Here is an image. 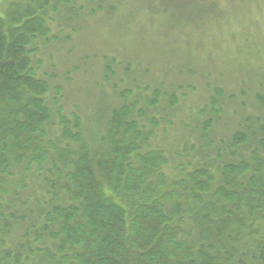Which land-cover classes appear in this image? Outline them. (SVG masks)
<instances>
[{"label":"trees","instance_id":"16d2710c","mask_svg":"<svg viewBox=\"0 0 264 264\" xmlns=\"http://www.w3.org/2000/svg\"><path fill=\"white\" fill-rule=\"evenodd\" d=\"M148 1L154 13L158 0ZM123 4L15 0L0 15V264H264V120L236 115L241 121L229 137L212 140L226 118L220 88L209 97L212 115L203 122L205 143L198 148L208 162L172 180L165 171V150L151 143L159 125L152 115L165 100L174 109L180 99L174 90L162 89L165 83L157 77L151 93L146 92L152 85L142 90L135 77L132 87L113 83L116 100L108 111L107 101L114 96L102 90L92 114L98 135L63 107L55 121L48 101L52 84L38 76L34 60L40 38L58 40L50 37L51 12L59 16V29L69 28L68 37L75 34L79 42L88 19L95 26L115 18L121 31L124 25L122 39H129L133 15L120 12ZM167 27L171 33L163 29L152 43L161 45L165 33L169 50L153 56L151 68L141 62L144 58L120 53L129 62L127 75L165 73L167 58L191 72L203 68L183 53L182 38H175L183 28ZM209 27L210 21L194 35L202 38ZM135 60L142 70L130 69ZM114 62V57L106 62L107 80L115 76ZM252 82L262 89L258 99L264 109V79ZM134 89L144 104L131 98ZM57 91L62 95L64 89ZM56 125L59 131L53 132Z\"/></svg>","mask_w":264,"mask_h":264},{"label":"rangeland","instance_id":"374dc122","mask_svg":"<svg viewBox=\"0 0 264 264\" xmlns=\"http://www.w3.org/2000/svg\"><path fill=\"white\" fill-rule=\"evenodd\" d=\"M12 1L15 0H0V15L5 14ZM123 1L120 12L132 11L133 15V23L130 22L129 29H126L129 39H122L124 25L121 31L115 18L103 19L95 26L93 21L88 19L84 23L86 25H82L79 42L75 34L72 38L68 37L72 34L69 28L66 31L59 29V24L55 21L59 16L51 12L54 20H49L52 32L50 37L56 35L58 40L52 38L50 43H46L47 39L40 38L34 45L39 49L34 55L35 69L38 76L50 79L52 84L53 91L49 94L48 101L55 121L58 122V111L63 107L62 111L68 116L79 114L84 122H88L87 127L92 129L94 134H97L95 128L98 125L96 120L92 119V114L100 101L102 90L114 96L107 101L108 111L116 100L113 83L120 88L132 87V78L135 77L137 82L142 84V90L146 83H150L152 86L146 93H151L152 87L156 85L152 80L157 77L164 81L162 89L174 90L180 102L174 109H170L165 100L153 111L152 116L158 119L159 125L155 127L156 133L152 136L151 143L153 147L165 150L169 158L165 171L169 179H176L182 176L184 171L192 170L195 165L208 162L198 152V148L205 143L203 122L212 115L209 97L212 94L216 96L217 88L223 93L221 108H224L222 114L223 117L226 115V118L218 124L217 138L216 132H211L212 140L229 137L241 121V117L236 115L260 117L264 120V109L258 99L262 89L252 82L259 78L264 79V0H181V4L170 5L169 0H158L157 8L153 7L154 13L147 7L151 5L148 0ZM103 15L98 18H104ZM208 21L210 27L204 32V36L198 38L200 36L194 35L196 29L205 30ZM171 23L183 28L175 32L179 35L175 38H182L180 46L183 53L197 58L195 65L200 62L198 67L203 68L191 72L186 65L179 67L176 60L167 58L164 61V69H174L169 75L166 71H157L158 69L143 71L142 75L139 72L127 75L125 67L129 62L120 53H129L133 59L144 58L141 62L151 68L150 59L169 50L168 43L164 41H167L165 33H171L167 27ZM197 23H200L199 28L195 27ZM143 27L147 30L143 31L146 34L142 33ZM163 29L166 30L161 34L163 42L161 45H153ZM148 35L147 40L141 38ZM93 55H96V58ZM105 55L109 57L103 60ZM112 57L115 58V76L112 75L113 78L107 80L106 73L109 74V71L106 69V62ZM142 68L136 60L130 65L131 70L139 71ZM189 85L195 89H191ZM59 87L64 89L62 95L57 91ZM134 92L131 98H137L144 104L139 91L134 89ZM229 115L232 117L227 118ZM52 130L57 132L58 126ZM211 155L215 157L214 153ZM35 184L36 180L31 182V185ZM30 193L25 192L23 195ZM28 198L31 200L34 196L30 195ZM34 222L39 224L36 219L32 223Z\"/></svg>","mask_w":264,"mask_h":264}]
</instances>
